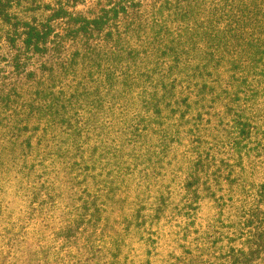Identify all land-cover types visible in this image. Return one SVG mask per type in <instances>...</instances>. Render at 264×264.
<instances>
[{
    "label": "rangeland",
    "instance_id": "rangeland-1",
    "mask_svg": "<svg viewBox=\"0 0 264 264\" xmlns=\"http://www.w3.org/2000/svg\"><path fill=\"white\" fill-rule=\"evenodd\" d=\"M7 1L8 19L0 20V94L9 83L23 81L30 72H38L40 64L58 62L62 57L49 52V56L31 59L23 52L19 40L15 47L9 45L6 34L27 25L43 27L50 31L43 47L64 46L73 51L74 47L86 45L84 39L65 38L64 32L75 26L68 22V15L78 26L105 10L112 13L115 3L114 0ZM148 11L151 14L147 12L146 19L138 15L125 19L123 25L127 23L129 28L136 21V31L130 33L128 26L114 22L103 24L102 33L86 43L101 46L100 53L109 54V65H115L111 72L115 74L113 82L118 94L115 89L106 88L96 95L101 86L98 79L107 70L106 66L101 67L93 76L95 92L78 109L81 112L84 109L85 127L94 130L90 138L99 146L93 156L96 166L93 184L94 188L106 186L108 190L106 196L97 200L106 210V231L117 229L118 224L125 228L124 220L132 210L135 212L131 221L135 222L136 215L140 218L144 212L137 214L136 210L147 209L150 203L169 216L156 217L144 233L120 232L127 242L122 248L123 264H167L168 254L180 244L179 230L175 227L178 223L171 222L178 206H201L199 224L236 222L243 204L252 200L264 185V0H184L170 13L167 8ZM110 17L107 14V20ZM116 30L128 32L114 36ZM105 33L109 35L105 37ZM106 60L100 55L98 62ZM87 72L82 66L77 79ZM61 77L56 82L66 86L74 78ZM83 81L88 79L84 77ZM24 83L22 89L16 90L20 98L16 97L12 103L0 102V128L3 124L29 121L22 139H42L33 136L31 126L44 113L35 104L32 88L27 89L28 83ZM154 95L158 111L151 113L143 100ZM139 125L144 128L142 137H128L130 126ZM44 138L53 142L69 139L63 135ZM3 157L0 152V160ZM124 168L129 169L121 171ZM192 175L197 183L192 188L188 185L187 190L185 185ZM194 188L206 199L187 194ZM4 196L5 212L17 217L25 206L24 198ZM54 226L56 223L41 225L34 220L29 227V232L35 233L31 242L9 250L13 264H39L49 249L46 244L47 250L38 254L40 245L52 241ZM90 229L83 239L91 243L96 236L100 238L101 230ZM157 235L159 243L153 249L150 245L141 247L137 242L143 236ZM65 247L58 256H66L67 262L71 255L64 253L69 250V254H75L82 242L72 243L71 238ZM29 248L35 249L31 254L35 257L27 254ZM96 255L88 264H103L113 251Z\"/></svg>",
    "mask_w": 264,
    "mask_h": 264
},
{
    "label": "trees",
    "instance_id": "trees-1",
    "mask_svg": "<svg viewBox=\"0 0 264 264\" xmlns=\"http://www.w3.org/2000/svg\"><path fill=\"white\" fill-rule=\"evenodd\" d=\"M114 1L112 13L105 10L99 17L86 22L82 21L78 26L71 20L72 15H68V22L71 21L75 26H71L64 32L65 38L70 41L84 39L83 44L86 45L74 47L73 51L67 50L64 46L55 49L43 47L42 44L50 33L43 27L27 25V28L11 31L6 34V39L4 38L12 47H15L19 40L23 52L29 54L31 59L35 56L44 57L47 54L49 56V52L62 57L58 62L50 60L40 64L38 72H30L23 81L21 79L9 83L6 91L0 94V102L12 103L16 97L20 98V93L16 90L22 89L26 85L24 82H27V89L31 87L33 90L35 104H39L40 110L44 113L40 120L31 126L33 136H40L42 139H22L23 130L29 121L20 124L16 122L3 124L0 128V137H2L0 152L4 156L0 160V264H13V258H10L12 252L9 250L22 243L31 242L32 235L35 233L29 232V227L34 220H38L41 225L56 223V226L51 227L54 231L52 241L46 240L43 244L40 242L42 245L38 254H43L44 250H47L46 244L49 245V249L46 257L38 261L39 264H88L94 261V254L98 256L106 250L113 251V255L103 264H123L125 258L122 248L126 247L127 242L126 238L120 236V232L126 230L129 235L134 232L144 233L146 226L156 217L157 219L167 217L163 209L155 208L154 204L150 203L149 208L136 210L137 214H140V211L144 212L140 218L136 215L135 222L131 221L132 213L135 212L132 210L124 220L125 228L120 226L122 224H118L117 229L106 231L107 227L104 226L106 210L97 203V200L99 197L106 196L108 190L106 186L94 188L93 184V180L96 179L93 156L94 152L97 153L99 146L90 138L94 130L85 127L84 109L82 112L79 110L84 107V102L88 101L90 94L93 95L95 92L93 76L101 67L106 66L107 70L102 79L97 77L101 86L99 90H96L98 91L96 95L106 88L107 90L113 88L118 94L113 82L115 74L112 73L115 65H109V54H101V46H95L93 43L86 44L102 33L103 29L100 26L113 22L122 26L124 21L132 15L144 16L146 19L147 12L149 16L151 14L149 9L159 11L160 8L161 10L167 8L170 13L184 0ZM8 4L9 1L0 0V20L2 21L8 19L6 10ZM107 14L111 16V19L107 20ZM131 23L130 28L127 23L123 25V27L128 26L130 33L136 31V27L138 28L137 24H134L136 21ZM125 32L116 30L114 36H122ZM108 35L105 33V37ZM100 55L105 56L106 62H98ZM82 66L88 69V72L84 74L88 81H83L84 77L77 79ZM61 76H64L63 79L69 76L74 78L66 86L56 82L62 78ZM155 98L154 95L147 101L143 100L144 104L149 105L147 110L151 113H153L152 110L158 111ZM5 120L10 119L5 118ZM59 122L60 126L57 127ZM243 127L245 128V125ZM143 130L144 128L140 125L130 126L128 137L141 138ZM242 132L243 130L240 129V135ZM49 135H63L69 139H58V142H53V139L44 138ZM128 169L124 168L121 171ZM196 181L197 178L192 175L191 181L185 185L186 189L188 185L192 188ZM195 189L197 188L187 194L195 198L202 196L206 199ZM4 195H8L9 198L11 195L24 198L25 206L20 208L17 217L13 218V214L5 212ZM201 210V206L192 205L176 208L171 222H174L173 225L178 223L175 227L179 230L180 244L176 251L168 254L167 264H264V185L255 192L252 200L243 204L236 222L225 224L220 221L216 226L199 224L197 218ZM222 210H220L221 213ZM90 228L94 230L93 232L101 230L100 238L96 236L93 243H90L89 239L86 241L83 239V236L91 230ZM37 234L40 236V233ZM154 237L143 236L137 242L141 247L150 245V249H153L159 243L157 240L159 236ZM71 238L72 243L82 242V247L76 249L75 254H69V250L65 252V255H71V259L66 262V256L62 255L59 258L58 255L63 248H66L65 244ZM129 239L131 240V237ZM34 242L38 241L35 239ZM36 245L38 246L39 243ZM50 249L53 250L52 254ZM34 250L27 249V254L31 256Z\"/></svg>",
    "mask_w": 264,
    "mask_h": 264
}]
</instances>
